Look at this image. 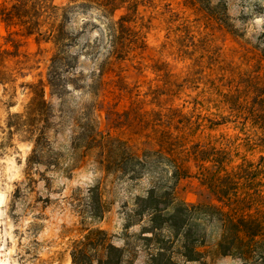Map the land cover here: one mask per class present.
I'll return each instance as SVG.
<instances>
[{"label": "trees", "instance_id": "trees-1", "mask_svg": "<svg viewBox=\"0 0 264 264\" xmlns=\"http://www.w3.org/2000/svg\"><path fill=\"white\" fill-rule=\"evenodd\" d=\"M184 4L223 27L227 25L223 0H185ZM155 6L154 0H67L62 6L52 0H0V24L8 36H32L36 44L52 46L45 79L26 84L29 100L23 111L8 114L7 136L31 145L24 168L30 181L37 165L66 175L76 166L72 158L71 164L61 167L50 143V133L67 125L72 155L92 153L105 174L146 183L142 193L133 198L121 232L122 243L115 245L100 228L83 229L69 243L71 264H133L140 250L146 255V264H179L167 255L175 243L184 262L197 261L202 243L190 230L206 216L220 231L215 244L219 254L242 260L262 258L264 169L253 170L244 159L234 164L227 150L193 140L202 125L198 117L191 121L170 108L167 113L141 111L144 101L132 94L128 71L141 74L148 68L144 62L148 45L142 31L146 25L140 22L139 8ZM119 10L123 13L116 18ZM94 11L100 14L90 16ZM80 16L87 18L81 21ZM11 28L17 30L9 31ZM163 67V62H155L151 70L158 80H167V92L172 85L178 88L189 82L187 78L180 84L171 82L175 79ZM46 87L57 102V110L45 98ZM71 90L85 98L76 101ZM247 91L252 93L247 110V101L236 94H224V103L235 116L256 127L264 141V86L250 82ZM125 98L126 106L121 104ZM148 104L159 106L161 102L154 94ZM96 111L105 115L106 132L98 129ZM206 121L212 129L224 120ZM190 162L196 168L195 178L221 205L189 204L176 198L179 181L191 176ZM257 176L261 178L255 181ZM16 192H20L19 187ZM86 199V217L100 219L105 208L97 185L88 189ZM141 224L139 234L129 233L133 225Z\"/></svg>", "mask_w": 264, "mask_h": 264}, {"label": "rangeland", "instance_id": "rangeland-1", "mask_svg": "<svg viewBox=\"0 0 264 264\" xmlns=\"http://www.w3.org/2000/svg\"><path fill=\"white\" fill-rule=\"evenodd\" d=\"M56 6L64 5L67 0H52ZM155 8H139L142 29L148 51L145 56V68L141 74L128 71L132 94L144 103L141 111L175 109L191 121L202 124L193 140L209 143L216 149H225L234 158V164L242 159L251 164V169H264V141L260 131L244 119L235 116L224 103V94H236L245 99L249 107L252 93L247 91L250 82L264 86V24L252 23L255 18L264 15V4L260 0H223L225 3L224 27L215 20L185 6V0H154ZM213 1V0H212ZM217 1V0H216ZM123 12L115 13L117 18ZM171 15V16H170ZM17 30L11 28L9 31ZM211 46L208 48L207 46ZM208 48V49H207ZM206 50H211L210 53ZM52 53L49 43L36 44L32 36L8 33L0 24V182L11 187L8 194V219L6 228L0 224V238L8 249H23V254L12 251L10 259L17 264H71L68 246L71 240L78 238L86 228L105 230L115 245H120V237L126 218L130 215L133 198L142 193L144 181H129L124 177L105 174L95 162L94 154L81 157L72 155L70 148V128L66 125L49 135L52 149L59 155L61 167L76 166L66 175L59 170L43 165L32 168L30 177L24 174L25 159L31 145L19 142L16 136L9 138L5 129L8 114L21 113L29 100V90L25 86L38 79H45L48 60ZM163 62L165 70L172 75L171 82L182 86H170L166 81L158 80L151 66ZM194 82V83H193ZM71 93L79 101L85 98L79 92ZM158 96L159 106L149 105L152 96ZM110 98V94H104ZM45 98L58 109L55 98L45 88ZM81 100V99H80ZM121 104L127 105L126 98ZM98 129L107 131L105 115L94 112ZM223 123L208 129L207 119ZM114 134V133H113ZM262 157L263 159H261ZM23 164L19 174L15 169ZM191 176L180 180L175 189L178 200L186 203H213L221 205L195 178L196 168L189 163ZM42 169V170H41ZM99 173V175H97ZM91 174V175H90ZM16 176L17 178H12ZM19 177H22L19 178ZM261 177H255V181ZM262 180V179H261ZM41 182L43 187H40ZM97 185L105 212L100 219L91 220L85 215L87 191ZM17 187L20 192H16ZM21 206L18 213L17 206ZM253 208L251 209V211ZM81 215L84 216L82 220ZM22 221H27L24 225ZM199 226L191 225V233L197 242L202 243L197 261L184 262L180 256L178 243L169 247L167 255L179 264H264L263 257L242 260L232 255H221L216 248L219 236L217 224L202 217ZM141 225H133L130 234H139ZM23 228V231H21ZM133 229H137L133 231ZM10 237H3L4 231ZM167 234V233H166ZM146 235V234H144ZM27 239V244L25 240ZM4 257L0 255V260ZM146 264V255L140 250L133 264ZM10 264V262H9Z\"/></svg>", "mask_w": 264, "mask_h": 264}, {"label": "clouds", "instance_id": "clouds-1", "mask_svg": "<svg viewBox=\"0 0 264 264\" xmlns=\"http://www.w3.org/2000/svg\"><path fill=\"white\" fill-rule=\"evenodd\" d=\"M216 0H213V3H215ZM260 2L262 4H264V0H260ZM100 13L99 11H94L93 13H90V16L92 15H95V16H98ZM87 17H84V16H80V20L83 21L84 19H86ZM253 24L259 26L261 24H264V15H261L259 18H255L253 21H252ZM261 30H264V29H261ZM0 113H2V109H0ZM3 123V120L2 118H0V124ZM5 138L4 136V133H0V140H3ZM24 167L23 164H21L19 166V168H16L15 171L17 174H19L20 172V169H22ZM37 167H39V165H37ZM42 170V169H41ZM91 175V174H90ZM97 175H99V173H97ZM12 178H17L16 176L12 177ZM22 179V177H19ZM40 187L42 188L43 187V183L41 182L40 184ZM11 192V187L7 184V183H3V182H0V224H3L6 226V228L10 225V221L8 219V201L10 199L9 197V193ZM21 210V206L18 205L17 206V209L16 211L19 213ZM22 223L24 225L27 224V221H22ZM137 229H133V231H136ZM21 231H23V228H21ZM3 237H7V238H11L10 237V233L9 231H4L3 233ZM2 239L3 238H0V255H2L4 257L3 260H0V264H17V259H10V253L12 251H17V252H20L21 255L23 254V249H17L15 247V240L13 239V247L12 249H8L6 247V245L2 242ZM122 243V242H121ZM25 244H27V239L25 240ZM21 264H27V261H23L21 262ZM139 264V262H138ZM236 264H240L239 261L236 262Z\"/></svg>", "mask_w": 264, "mask_h": 264}]
</instances>
